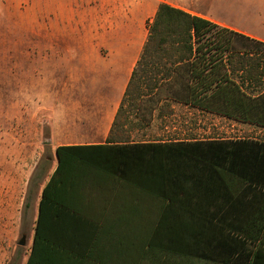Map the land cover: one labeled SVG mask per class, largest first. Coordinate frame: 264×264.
<instances>
[{"label": "trees", "instance_id": "obj_1", "mask_svg": "<svg viewBox=\"0 0 264 264\" xmlns=\"http://www.w3.org/2000/svg\"><path fill=\"white\" fill-rule=\"evenodd\" d=\"M191 62V103L264 129V44L160 4L106 143L56 149L25 264H264V141L131 135Z\"/></svg>", "mask_w": 264, "mask_h": 264}, {"label": "crops", "instance_id": "obj_2", "mask_svg": "<svg viewBox=\"0 0 264 264\" xmlns=\"http://www.w3.org/2000/svg\"><path fill=\"white\" fill-rule=\"evenodd\" d=\"M80 1H85V6H79L78 9L66 7L67 10H64L65 6H62L66 11L62 15L63 43L72 47L64 51L60 59H54L55 69L61 67L64 72L63 88L57 97L53 114V137L55 141L62 142L57 148L106 143L141 57L148 37V26L160 4L166 3L190 14L198 13V17L264 44V0H199L200 7L197 10L188 7L192 0ZM223 1L230 4L223 16L216 14L212 17L203 8L207 3L220 5ZM41 60L45 61L43 58ZM225 65L222 66V72L231 78L230 70L226 71ZM46 69L47 64L44 65V71ZM165 69L175 74L166 82L175 83L174 90L179 93L178 98H164L152 111L150 121L141 123V118L136 117L135 128L131 132L135 139L139 140L137 136L140 135L147 142L156 141L153 137L155 130L160 128L162 134H170L176 131L178 119L183 138L175 134L176 138L171 137L167 141L205 140L197 134L201 133L204 121L208 118L229 122L233 124L232 128L250 127L264 131L249 123L209 113L188 100L184 87L192 84L194 73H198L199 80L200 73L203 76L207 73L205 64H168ZM233 79L238 81L237 75Z\"/></svg>", "mask_w": 264, "mask_h": 264}, {"label": "rangeland", "instance_id": "obj_3", "mask_svg": "<svg viewBox=\"0 0 264 264\" xmlns=\"http://www.w3.org/2000/svg\"><path fill=\"white\" fill-rule=\"evenodd\" d=\"M198 1L188 7L199 9ZM82 5L85 1L0 0V264H25L31 251L41 191L57 166L56 149L62 143L53 137V114L64 72L55 69L54 59L72 47L63 43L62 15L66 7ZM229 7L223 1L203 8L213 17ZM204 123L200 139L264 141V131L232 128L215 118ZM179 124L178 119L176 131L165 135L159 126L153 137L183 138ZM27 201L31 207L25 214ZM23 237L25 246L20 245Z\"/></svg>", "mask_w": 264, "mask_h": 264}, {"label": "water", "instance_id": "obj_4", "mask_svg": "<svg viewBox=\"0 0 264 264\" xmlns=\"http://www.w3.org/2000/svg\"><path fill=\"white\" fill-rule=\"evenodd\" d=\"M25 244H26V238L23 237L22 240H21V242H20V245L21 246H25Z\"/></svg>", "mask_w": 264, "mask_h": 264}]
</instances>
